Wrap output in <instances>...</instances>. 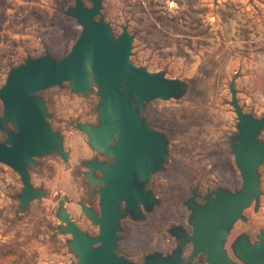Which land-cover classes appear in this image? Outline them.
Returning <instances> with one entry per match:
<instances>
[{"label":"rangeland","instance_id":"374dc122","mask_svg":"<svg viewBox=\"0 0 264 264\" xmlns=\"http://www.w3.org/2000/svg\"><path fill=\"white\" fill-rule=\"evenodd\" d=\"M92 6V0H83ZM75 0H0V87L12 68L46 52L65 55L83 26L66 10ZM102 16L115 35L128 26L134 35L131 59L149 71L183 80L177 98L147 102L145 116L169 138V161L155 173L161 203L142 221L124 220L118 251L133 259L175 243L170 223H185L189 190L202 194L218 186L238 189L240 171L232 152L239 119L231 104V84L245 111L264 117V0H102ZM101 16V15H100ZM100 16H97L99 18ZM74 93L68 82L41 92L52 126L66 138L70 159L57 153L36 159L32 183L45 194L21 209L19 174L0 162V264H72L79 256L71 235L60 230L58 210L65 206L89 234L99 227L80 204L99 207V197L83 173L96 151L79 122H96L99 97ZM3 105L0 100V116ZM6 134L0 131V139ZM258 139L264 141V128ZM259 208H247V220L235 223L227 242L243 232L252 239L264 228V163L259 166ZM159 191V190H158ZM197 264H205L203 258Z\"/></svg>","mask_w":264,"mask_h":264},{"label":"water","instance_id":"95a60500","mask_svg":"<svg viewBox=\"0 0 264 264\" xmlns=\"http://www.w3.org/2000/svg\"><path fill=\"white\" fill-rule=\"evenodd\" d=\"M92 2L89 7L83 0H75L66 10L83 29L65 55L56 58L46 52L28 57L10 70L0 87L3 105L0 131L6 134L4 140L0 139V162L21 177L23 189L18 196L21 209L25 210L32 200L45 194L44 189L33 185L29 174L28 167L35 164L34 158L54 150L64 159L69 158L64 138L48 122L46 103L38 92L70 81L73 91L87 93L95 83L100 97L99 122L81 123L80 129L88 134L94 148L113 154L115 162L88 163L90 171L86 176L93 184L105 183L100 189V214L81 203L85 214L99 225L98 235L84 232L64 206L58 211L63 222L60 230L72 236L70 246L79 256V261L72 264H190L181 258L186 241L193 242L191 257L205 252L210 264H239L229 255L225 241L234 223L246 219L245 209L254 201L259 206V166L264 163V141L257 137L264 128V117L244 110L236 97L234 83L231 104L239 119V132L233 136L231 145L243 180L241 188L232 191L218 187L206 196L204 204L196 202L195 197L187 201L192 209L193 231L191 235L180 231L184 240L171 254L155 252L137 263L116 252L118 232L123 229L121 219L128 213L127 209L133 216L141 217V204L152 206L157 200L138 181H149L168 160L169 140L145 120L146 103L180 97L186 85L183 80L167 77L163 71H149L134 64L131 59L134 35L128 26L115 35L102 16V0ZM96 169L103 172V178L95 177ZM123 202L126 208L122 207ZM233 249L246 264H264V229L255 244L243 236Z\"/></svg>","mask_w":264,"mask_h":264},{"label":"flooded vegetation","instance_id":"af4514ba","mask_svg":"<svg viewBox=\"0 0 264 264\" xmlns=\"http://www.w3.org/2000/svg\"><path fill=\"white\" fill-rule=\"evenodd\" d=\"M53 56H54V55H53ZM55 57H56V56H55ZM56 58H60V57H56ZM65 82H68V83L70 84V88H71V90H72V87H71V83H70V81H65ZM65 82H64V83H65ZM64 83H63V84H64ZM56 86H60V85H56ZM62 86H63V85H62ZM52 87H54V86H52ZM60 87H61V86H60ZM93 87H96V88H97V85H96L95 83H93V85L91 86L90 90H89L87 93L75 92V91H73V90H72V91H73L74 93H77V94L87 95L88 93H90V91L92 90ZM49 88H51V87H49ZM49 88H47V89H49ZM44 90H46V89H44ZM44 90L39 91L38 94L41 95V96L44 98L45 103H46V109H47V112L49 113L48 108H47V101H46L45 97L41 94V92L44 91ZM96 91H97V90H96ZM96 95H97V93H96ZM97 96H98V95H97ZM98 97H99V96H98ZM99 101H100V97H99ZM98 103H99V102H98ZM146 104H147V103H146ZM145 110H146V108H145ZM97 113H98V105H97ZM144 113H145V111H144ZM144 113H143V115H144L145 120L150 124V122L147 120V118H146V116H145ZM49 117H50V113H49V116H47V120H48V122L50 123V121H49ZM98 122H99V113H98V120H97L96 122H79V123L77 124V129L80 130L82 133H84V134L86 135V137H87V139H88V141H89L90 146L96 151V154H95V155H93L89 160L85 161L84 165H85V167H86L88 170L85 171V172L83 173V175H84V177L87 179V181H88V182L94 187V189L92 190L91 193H92L93 195H97V196L99 197V207H98V208H95L94 206H90V205H88V204H86V203H83V204H85V205H87V206H90V207H93V208H94V209L100 214V209H101V206H100V200H101L100 189L104 186L105 183L99 181V182H97L96 184H93L92 180H90V179L86 176V172H89V171H90V167L88 166V163H90L92 160H96V161H98V162L108 163V164H111V165H112V164H114V162H115V156H114L113 154L107 152V151H101V150H99V149L94 148V147L92 146L91 142H90V138H89L88 134H86L83 130L80 129V124H81V123L97 124ZM50 125H51V127H52L53 130L59 132V133L61 134V136L64 138V148H65V150L69 153V158H68L67 160L64 159V157H63L60 153H58L56 150H54L52 153H48V154H46V155H50V154H53V153H57V154H59L60 156H62V158H63L64 160L68 161V160L70 159V151L67 150L66 145H65V143H66V138H65V136L63 135V133H62L61 131L55 129V128L52 126L51 123H50ZM150 125H151V124H150ZM151 126H152V125H151ZM152 127H153V126H152ZM153 128H155V127H153ZM155 129H156V128H155ZM157 130H158V129H157ZM159 131H161V130H159ZM161 132H163V131H161ZM163 133H164V132H163ZM164 134L166 135V133H164ZM166 137H167V139L169 140V138H168L167 135H166ZM117 140H118V137L115 138L114 143H116ZM169 144H170V141H169ZM169 149H170V147H169ZM46 155H44V156H46ZM44 156H41V157H44ZM41 157H35V158H34L35 164H34V165H30V166L28 167L29 174H30V169H31L32 167H35V166H36V159H37V158H41ZM168 161H169V153H168V160L165 161V162L163 163V166H162L160 169H158L157 171H155V172L152 174V177H151V179H150L149 181H138V185H139L140 187L145 188V189H146V192H147L148 194H153V195L157 198L156 202H155L152 206H146L145 204H141V208H142V212H141L142 216H141V217H135V216H133V215L130 213L129 209H127V212H128V213H127L126 215H124V216L122 217V219H121V225H122L123 229H122L121 231L118 232V235L120 236V239H119L118 244H117L116 252H117L119 255H123V256L127 257L128 259H130V260H132V261H134V262H137V263H142V262H144V261H145V257H146L147 255L153 254V253H155V252H161L164 256H167V255L171 254V253H172V252H173V251H174L179 245L182 244V242H183V240H184V236L179 235L180 231H184L187 235H191V234H192V231H193V224L190 222V218H191V214H192V209H190L189 206L187 205V201H189L192 197H195L196 202L201 203V204H204V203L206 202V196H207L210 192L214 191V190H215L216 188H218V187H224V188H226V189H230V190H232V191L237 190V189H235V190H234V189H231V188L226 187V186H218V187H215L214 189H211V190L207 191V193H205V194H202V193L199 191V188H198V187L189 190V194L186 195V197H185V199H184V201H183V205H184V207H185V209H186V212H187V218L185 217V223L181 222V220L178 219V220H176L174 223H170V225H169L168 227H166V228H167V229H166L167 232L169 233L170 237L172 238L173 242L175 243V247L170 248L169 250H155V251H152V252L146 253V254H144L143 257L140 258V259H133V258H131V257H128V256H126L125 254H123V253H121V252L118 251V248H119V242H120L121 239H122L120 233L123 232V231L125 230V227H124V220H125L126 218H128V219H130V220H132V221H135V222H136V221H142V220H144V219L147 217V214L153 212V210L155 209V207L161 203L162 197H161V194H160V186H159V185L156 186V185H155V182L152 181V180H153V177H154L155 173H157V172L162 171V170L165 169V166H166V164H167ZM94 175H95V177H96L97 179H101V178H103V176H104L103 172H102L100 169H96L95 172H94ZM19 176H20V175H19ZM30 176H31V175H30ZM20 178H21V177H20ZM31 180H32V179H31ZM242 184H243V180H242ZM241 186H242V185H241ZM241 186H240L238 189H240ZM158 190H159V191H158ZM260 191H261V180H260ZM261 193H262V191H261ZM260 196H261V194H260ZM252 204H255V209L259 208V206L256 207V202H255V201H254ZM259 205H260V199H259ZM63 206H64V205H63ZM63 206H61V207H63ZM80 206H81V204H80ZM251 206H252V205H251ZM251 206H250V207H251ZM61 207H60V208H61ZM64 207H65V206H64ZM122 207H123V208H126V203H125V202L122 203ZM60 208H59V209H60ZM65 208H66V207H65ZM248 208H249V207H248ZM58 211H59V210H58ZM245 211H246V209H245ZM245 211H244V215H245ZM84 213H85V212H84ZM245 216H246V215H245ZM87 217H88V216H87ZM88 218H89V217H88ZM89 219H90V218H89ZM90 220H91V219H90ZM239 220H243V221H244V220H247V217H246V219H242V218H240V219H238L236 222H238ZM91 221H92V220H91ZM75 222H76V221H75ZM92 222H93V221H92ZM236 222H235V223H236ZM76 223H77V222H76ZM94 223H95V222H94ZM235 223H234V225H235ZM77 224H78V223H77ZM95 224H96V223H95ZM78 225H79V224H78ZM96 225H98V224H96ZM234 225H233V227H234ZM79 226H80V225H79ZM80 227H81V226H80ZM98 227H99V225H98ZM233 227L231 228V230H230V232H229V234H228V236H227V239H226V241H225V248H226V250L228 251L229 255L232 257V259H234V260H235L236 262H238L239 264H246V262H245L244 260L240 259V258L236 255V253H235V251H234V249H233L234 244H235V243H236L241 237H243V236H246V238L249 240L250 243L255 244V242L258 240V234L260 233V231H261L262 229L259 231V233H257L255 239H252L251 236H250V234L247 233V232H243V233H240L239 235H237V236L235 237V239L233 240V242L231 243V248H232V249H231V250H232V253H231V252L229 251L228 247H227V242H228V240H229V236H230V234H231V232H232ZM81 228H82V227H81ZM263 229H264V228H263ZM82 230H83L84 232H86L83 228H82ZM86 233H87L88 235H90V236H96V235L99 234V232H98L97 234H95V235L89 234L88 232H86ZM71 238H72V236H71ZM182 248H183V251H182V254H181V258L183 259V262H184V263H186L187 261H190V264H197V263L203 258L205 264H210V263L207 261V255H206L205 252H200V253L196 254L195 256L191 257V255H192V253H193V251H194V246H193V242H192V241H186L185 243H183Z\"/></svg>","mask_w":264,"mask_h":264}]
</instances>
